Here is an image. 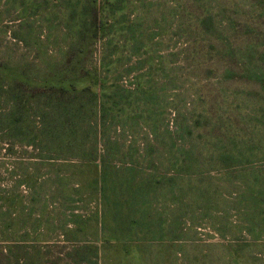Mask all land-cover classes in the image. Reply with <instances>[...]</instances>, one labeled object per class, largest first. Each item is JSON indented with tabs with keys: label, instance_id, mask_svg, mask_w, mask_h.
<instances>
[{
	"label": "rangeland",
	"instance_id": "1",
	"mask_svg": "<svg viewBox=\"0 0 264 264\" xmlns=\"http://www.w3.org/2000/svg\"><path fill=\"white\" fill-rule=\"evenodd\" d=\"M0 264H264V0H0Z\"/></svg>",
	"mask_w": 264,
	"mask_h": 264
}]
</instances>
